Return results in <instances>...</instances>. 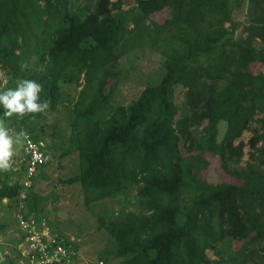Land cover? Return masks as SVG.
<instances>
[{"label":"trees","instance_id":"trees-1","mask_svg":"<svg viewBox=\"0 0 264 264\" xmlns=\"http://www.w3.org/2000/svg\"><path fill=\"white\" fill-rule=\"evenodd\" d=\"M237 1L136 0L148 17L171 11L161 26L180 48H171L158 83L114 106L118 66L133 45L111 0H0L5 89L32 79L49 102L23 119L4 117L0 106V120L41 140L64 85L83 86L70 137L80 172L61 183L80 184L86 206L136 190L135 211L99 221L118 264H264V46L254 45L264 44V0H248V36L239 41L226 28ZM247 145L251 161L241 167ZM25 170L26 162L21 183L0 171V202L19 200ZM27 206L43 212L33 190ZM8 230L0 223V236Z\"/></svg>","mask_w":264,"mask_h":264},{"label":"rangeland","instance_id":"rangeland-1","mask_svg":"<svg viewBox=\"0 0 264 264\" xmlns=\"http://www.w3.org/2000/svg\"><path fill=\"white\" fill-rule=\"evenodd\" d=\"M111 2L114 3L110 6L113 14L124 21L127 29L125 36L128 40L130 35L133 45L132 50L118 66L119 85L114 100V106L128 105L137 99L146 87L159 82L164 72L163 63L172 55L170 51L175 45L170 41H177L173 38L176 32L174 30L166 32L161 26L166 19L171 17V11L168 9L161 14L148 17L139 9L136 0H111ZM235 6L234 21L227 23L226 28L232 33L234 39L239 41L248 36L244 31V25L249 16V1L238 0ZM254 45L260 49L264 46L260 40H257ZM32 46L33 44L30 45V52ZM175 47L180 48L178 45ZM33 59H35L34 55ZM0 73L3 74L2 69ZM6 85L7 83H1L2 88H6ZM82 88L83 86L65 84L63 102L58 106L57 111L48 115L44 122L41 140L48 146V162L40 169L33 191L40 195L43 207L41 215L50 219L57 230L55 234L76 240L81 252V264H100L101 255L108 258L107 261H103L104 264H118L119 259L113 254L108 255V252L114 250L115 245L112 238L101 228L99 221L101 218H110L113 213L119 214L124 209L135 211L136 190L86 206L80 184L69 186L61 183L62 179H67L80 172V160L70 143V137L73 107ZM183 103L182 93L178 104L183 107ZM5 126L10 134L18 133L16 128ZM256 127L258 128V122L254 121L251 129L244 133L241 141L248 144L254 135L253 129ZM14 151L10 180L21 183L25 168L23 143L15 145ZM251 153L250 146L247 145L241 167H246L251 161ZM208 175L211 179L213 178L212 174ZM18 205V200L13 203L0 202V223L9 225V230L0 236V264H23L24 262L21 254L24 240L16 220ZM208 255L211 259H217L212 250L208 251Z\"/></svg>","mask_w":264,"mask_h":264},{"label":"built area","instance_id":"built-area-1","mask_svg":"<svg viewBox=\"0 0 264 264\" xmlns=\"http://www.w3.org/2000/svg\"><path fill=\"white\" fill-rule=\"evenodd\" d=\"M23 149L26 170L16 213L18 228L24 240L21 246L23 264H81V252L74 238L67 239L54 234L47 216L29 213L28 194L33 190L35 177L45 164L48 151L43 141L33 140L28 134Z\"/></svg>","mask_w":264,"mask_h":264},{"label":"clouds","instance_id":"clouds-1","mask_svg":"<svg viewBox=\"0 0 264 264\" xmlns=\"http://www.w3.org/2000/svg\"><path fill=\"white\" fill-rule=\"evenodd\" d=\"M0 80L6 84V77L0 73ZM43 85L32 79L21 80L14 89L0 88V106L4 109L3 116L23 119L28 115L44 113L49 109L47 100L40 101ZM27 133L22 129L14 135L10 134L3 120H0V170L8 171L12 157L15 155L14 146L21 145Z\"/></svg>","mask_w":264,"mask_h":264},{"label":"crops","instance_id":"crops-1","mask_svg":"<svg viewBox=\"0 0 264 264\" xmlns=\"http://www.w3.org/2000/svg\"><path fill=\"white\" fill-rule=\"evenodd\" d=\"M23 152H24V149H23ZM5 201L8 202L7 199H5L4 202H5ZM41 216H43V215H41ZM51 225H52V224H51ZM52 228H53V232H54V234H55V232H56L57 230H56V228L54 227V225H52ZM19 231H20V230H19ZM20 233H21V231H20Z\"/></svg>","mask_w":264,"mask_h":264}]
</instances>
